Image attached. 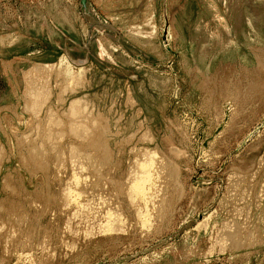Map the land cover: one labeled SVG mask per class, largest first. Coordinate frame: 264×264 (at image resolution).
Listing matches in <instances>:
<instances>
[{"label":"rangeland","instance_id":"rangeland-1","mask_svg":"<svg viewBox=\"0 0 264 264\" xmlns=\"http://www.w3.org/2000/svg\"><path fill=\"white\" fill-rule=\"evenodd\" d=\"M86 1L0 0V264H264V0Z\"/></svg>","mask_w":264,"mask_h":264},{"label":"water","instance_id":"water-1","mask_svg":"<svg viewBox=\"0 0 264 264\" xmlns=\"http://www.w3.org/2000/svg\"><path fill=\"white\" fill-rule=\"evenodd\" d=\"M79 4H80V7H81V10L85 14L90 15L89 10L87 8V1L86 0H79Z\"/></svg>","mask_w":264,"mask_h":264},{"label":"bare ground","instance_id":"bare-ground-1","mask_svg":"<svg viewBox=\"0 0 264 264\" xmlns=\"http://www.w3.org/2000/svg\"><path fill=\"white\" fill-rule=\"evenodd\" d=\"M78 73H80V71H78ZM78 73H77V74H78ZM74 128H75V127H74ZM79 130H80V129H79ZM80 131H81V130H80ZM77 133H78V131H77ZM83 133H84V132H83Z\"/></svg>","mask_w":264,"mask_h":264}]
</instances>
